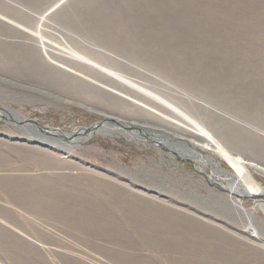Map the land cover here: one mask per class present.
Masks as SVG:
<instances>
[{
  "label": "rangeland",
  "instance_id": "rangeland-1",
  "mask_svg": "<svg viewBox=\"0 0 264 264\" xmlns=\"http://www.w3.org/2000/svg\"><path fill=\"white\" fill-rule=\"evenodd\" d=\"M0 114V264H264V0H0Z\"/></svg>",
  "mask_w": 264,
  "mask_h": 264
},
{
  "label": "bare ground",
  "instance_id": "bare-ground-1",
  "mask_svg": "<svg viewBox=\"0 0 264 264\" xmlns=\"http://www.w3.org/2000/svg\"><path fill=\"white\" fill-rule=\"evenodd\" d=\"M11 114H12V116L13 117H15V118H17L18 120H20L21 121V119H24V118H22L21 116H19V114H17V112H11ZM2 115L0 114V117H1ZM24 121V120H23ZM23 123V122H22ZM99 128V127H98ZM97 128V129H98ZM95 129L96 128H94L93 126L90 128V129H88L87 131H89V133H88V135L87 136H90L93 132H95ZM102 129V128H101ZM75 131H77V130H75ZM84 131V130H83ZM97 131V130H96ZM102 132V131H101ZM109 132V131H108ZM107 133V132H106ZM63 136L64 137H67V138H70L71 140H72V138L74 139V140H79L80 138H85V137H87V136H84L83 135V133H82V131L80 132H76V133H73V134H69V135H67V134H63ZM47 141V140H46ZM194 153H196L195 151H194ZM211 160V159H210ZM215 170L218 172V173H221V174H223L224 176H226V179L227 180H229V181H231V180H234V181H236V182H238L239 184H241V185H243V186H246V187H248L250 190H256V189H254L253 187H250V186H247L248 185V183H245V182H241L242 180H237L236 178H234V176H231L229 173H227V171H225V170H223V169H221L220 167H219V165L218 164H215ZM262 189H259L258 191H261Z\"/></svg>",
  "mask_w": 264,
  "mask_h": 264
},
{
  "label": "water",
  "instance_id": "water-1",
  "mask_svg": "<svg viewBox=\"0 0 264 264\" xmlns=\"http://www.w3.org/2000/svg\"><path fill=\"white\" fill-rule=\"evenodd\" d=\"M9 113H11V112H9ZM103 124H106V121H104V122H102L101 124L100 123H98V124H96L95 126H94V128H96V127H98V126H100V125H103ZM36 127H38V125L35 123L34 124ZM39 128V127H38ZM88 129H90V128H85L84 130H88ZM39 131L40 132H43V133H48L45 129H41V128H39Z\"/></svg>",
  "mask_w": 264,
  "mask_h": 264
}]
</instances>
